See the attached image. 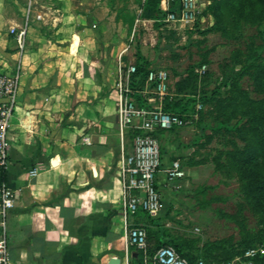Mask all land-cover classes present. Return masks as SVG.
<instances>
[{
	"label": "rangeland",
	"instance_id": "rangeland-1",
	"mask_svg": "<svg viewBox=\"0 0 264 264\" xmlns=\"http://www.w3.org/2000/svg\"><path fill=\"white\" fill-rule=\"evenodd\" d=\"M83 2L73 4L88 10L84 25L89 31L77 33L81 47L75 53L71 44L77 29L48 15L32 25L30 41L39 35L58 41L63 46L61 55L81 57L72 70L81 69L82 81L70 87L89 92L84 99L103 101L117 115L120 69L137 65L139 56L150 62L151 69H166L169 94L163 103L196 101L190 105L187 125L162 132L160 137L163 157L174 141L184 146L185 152L171 155L170 162L181 160L186 174L171 182L169 194L161 192L163 207L157 220L167 238L196 240L194 254L204 257L206 264H225L230 255L235 264L249 260L264 264V121L252 117L264 109V70L248 74L242 68L255 50H261L264 0H202L196 20L184 26L167 22L165 16H145L146 0ZM57 4V0L51 2L53 7ZM260 62H264V50ZM151 95L160 98L157 93ZM76 98L71 95L72 101ZM237 123L238 128H232ZM133 138L131 131L130 144ZM194 161L201 163L193 165ZM143 216L141 225L152 236L151 247L157 227ZM125 230L122 225L123 260L128 264L134 247L127 246ZM250 249L257 254L248 258Z\"/></svg>",
	"mask_w": 264,
	"mask_h": 264
},
{
	"label": "crops",
	"instance_id": "crops-1",
	"mask_svg": "<svg viewBox=\"0 0 264 264\" xmlns=\"http://www.w3.org/2000/svg\"><path fill=\"white\" fill-rule=\"evenodd\" d=\"M52 1L0 0V68L12 71L21 64L4 179L0 169V183L17 193L7 217L10 256L17 264H107L115 256L125 264L120 229L126 221L119 202L125 192L123 156L134 150V138L131 144L127 139L132 130L122 132L117 113L103 101L84 99L89 92L70 87L82 81L81 69L72 70L81 57L61 55L58 41L39 35L30 41L32 25L48 15L55 22H70L69 27L78 31L71 51L81 47L77 33L89 31L84 25L88 10L74 6L75 0H57L54 7ZM27 15L28 34L21 51L10 27L22 25ZM48 49L52 51L45 55ZM153 92L146 84L140 94L149 106L163 105ZM66 95L69 98L62 102ZM184 152L174 141L162 169L171 163V155ZM157 186L160 192L172 191L163 170ZM143 215L129 216L128 225H141Z\"/></svg>",
	"mask_w": 264,
	"mask_h": 264
},
{
	"label": "built area",
	"instance_id": "built-area-1",
	"mask_svg": "<svg viewBox=\"0 0 264 264\" xmlns=\"http://www.w3.org/2000/svg\"><path fill=\"white\" fill-rule=\"evenodd\" d=\"M202 0H161L160 8L165 12V20L174 25L184 26L194 22L201 12ZM41 18L40 15L37 16ZM28 15L22 25L10 27L22 51L28 34ZM137 71L136 65H130L124 71L120 69L116 83V105L120 129L130 128L140 130L134 137V150L123 156V180L125 192L122 198V208L125 215V231L127 246H134L143 251L145 264H206L199 258L191 262L182 256L174 246L164 245L154 254H148V233L142 225H128V217L143 211L156 217L163 207L162 194L157 186V175L164 171L170 182L185 176V167L181 160L175 159L165 169H162L163 158L161 146L153 132L169 131L187 125V118L180 114L166 111L163 105L141 106L134 98L131 87L132 75ZM21 81V64L18 63L12 71L0 68V167L6 168L9 158V131L13 117L18 108L19 87ZM170 74L166 69H151L146 84L154 85V91L160 95V100L169 94ZM202 107L198 105V109ZM33 170L32 173H35ZM17 193L5 182L0 183V264H17L9 251L7 235V217L15 206ZM257 254L256 249H250L248 258ZM225 264H235L228 261ZM246 264H252L249 260Z\"/></svg>",
	"mask_w": 264,
	"mask_h": 264
},
{
	"label": "trees",
	"instance_id": "trees-1",
	"mask_svg": "<svg viewBox=\"0 0 264 264\" xmlns=\"http://www.w3.org/2000/svg\"><path fill=\"white\" fill-rule=\"evenodd\" d=\"M160 2L161 0H146V3L144 5V14L145 16H147L148 18H153V19H160L163 18L165 16V12H163L160 8ZM258 48H260L261 50L258 52L257 50H255L251 56H249V58L247 59V61L242 65L243 70L245 71V73L248 74H252V71H262L264 70V62H260V58H261V52L262 50H264V37H263V43L258 46ZM150 66V62L147 61L145 58H143L142 56H139L137 59V71L132 75L131 78V87L133 88L134 92V98L137 101V103L141 106H147L150 107L149 105L146 104V100L143 98V95L140 94L141 91L143 89H145L146 87V80H147V76L149 71L151 70V68H149ZM151 88H154V85H149ZM196 101V99L194 98H189L186 101L182 102H176V103H171L168 100L164 101L163 103V109L166 111H170V112H174L177 114H180L181 116H184L185 118L188 117V111L190 109V105L192 103H194ZM252 117L257 118V119H261L264 121V109L261 112H257V113H252ZM220 126L222 127V124H220ZM232 128H238V123L233 126ZM178 128H173L171 130H175ZM228 129V127L226 128ZM133 136L135 137L136 134L141 133L142 131L140 130H133ZM169 130V131H171ZM159 132H163V130H158L153 132L154 136H157ZM162 153V151H161ZM162 158H163V154H162ZM200 161H194L192 164L193 165H197L200 164ZM1 169V173L4 179V175L6 173V168L4 167H0ZM4 182V181H3ZM139 213H144L145 215H147L149 217V221L155 225L157 227L156 230V242L154 243V245L152 244L151 247L149 246V250H148V254L152 255L155 253V251L160 248L161 246L164 245H172L174 246L177 251L184 257L188 258L191 262L196 261L199 258L204 259V261L207 263V261L205 260L204 257H197L194 254V251L196 250V240H177V239H171V238H167L166 237V232L164 227L159 223V221L157 220L156 217H151L149 214H147L146 212H139ZM138 213V214H139ZM145 227V226H144ZM146 228V227H145ZM147 230V228H146ZM148 243H149V238L152 237L151 235H149L150 232H148ZM134 247V246H133ZM211 248H208L209 251ZM205 257H211L210 254H206ZM231 259V255L226 257L224 260H226L227 262L230 261ZM129 264H145V255L143 253V251L137 249L136 247L131 249V259L129 261Z\"/></svg>",
	"mask_w": 264,
	"mask_h": 264
},
{
	"label": "water",
	"instance_id": "water-1",
	"mask_svg": "<svg viewBox=\"0 0 264 264\" xmlns=\"http://www.w3.org/2000/svg\"><path fill=\"white\" fill-rule=\"evenodd\" d=\"M107 264H122V260L119 257H111Z\"/></svg>",
	"mask_w": 264,
	"mask_h": 264
}]
</instances>
